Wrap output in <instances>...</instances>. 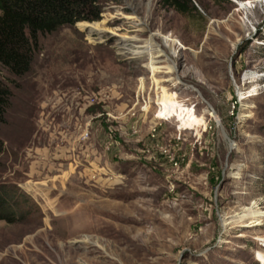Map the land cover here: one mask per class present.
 I'll use <instances>...</instances> for the list:
<instances>
[{"label":"rangeland","instance_id":"rangeland-1","mask_svg":"<svg viewBox=\"0 0 264 264\" xmlns=\"http://www.w3.org/2000/svg\"><path fill=\"white\" fill-rule=\"evenodd\" d=\"M165 1L99 0L0 67V264H264V0Z\"/></svg>","mask_w":264,"mask_h":264},{"label":"trees","instance_id":"trees-1","mask_svg":"<svg viewBox=\"0 0 264 264\" xmlns=\"http://www.w3.org/2000/svg\"><path fill=\"white\" fill-rule=\"evenodd\" d=\"M99 0H0V67L14 77L29 72L37 38L62 26L99 20ZM179 14L194 11L191 0H166ZM12 93L0 81V124L11 104ZM3 145L0 141V155ZM0 185V222H12L15 193Z\"/></svg>","mask_w":264,"mask_h":264},{"label":"bare ground","instance_id":"bare-ground-1","mask_svg":"<svg viewBox=\"0 0 264 264\" xmlns=\"http://www.w3.org/2000/svg\"><path fill=\"white\" fill-rule=\"evenodd\" d=\"M81 27L85 30V29H87V27H88V31L89 32H93L94 30H95V27H96V25L95 24H91V25H89V24H81ZM162 41V44H164V45H166L167 43H168V40L167 39H162L161 40ZM122 43L121 44H119L120 45V47L122 48V46H124L123 45V43L125 42V41H121ZM127 45V44H126ZM170 47H171V45H170ZM171 51H172V48L170 49ZM150 51H147V56L149 57V58H151L152 56L150 55ZM155 69V68H154ZM216 121H217V119H216ZM248 213V212H247ZM262 213H259V212H254V211H251L249 214H245V215H239V217H238V219H239V221L240 220H243V219H250L249 220V224L251 225V224H253V225H258L259 224V222H260V219H261V217H262ZM226 226V222L224 221L223 223H222V227L224 228Z\"/></svg>","mask_w":264,"mask_h":264},{"label":"water","instance_id":"water-1","mask_svg":"<svg viewBox=\"0 0 264 264\" xmlns=\"http://www.w3.org/2000/svg\"><path fill=\"white\" fill-rule=\"evenodd\" d=\"M217 124H218V123H217ZM218 126H219V128L221 129V133H222L223 137H224L225 139H227L225 133L223 132L222 127L220 126V124H218ZM230 149H231V146H229V150H230Z\"/></svg>","mask_w":264,"mask_h":264}]
</instances>
